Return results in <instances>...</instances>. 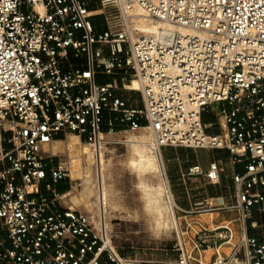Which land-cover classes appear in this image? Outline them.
Listing matches in <instances>:
<instances>
[{"label":"built area","instance_id":"built-area-1","mask_svg":"<svg viewBox=\"0 0 264 264\" xmlns=\"http://www.w3.org/2000/svg\"><path fill=\"white\" fill-rule=\"evenodd\" d=\"M138 15L184 30L140 33ZM121 129L226 153L190 168L209 184L234 168L190 208L173 195L183 217L218 218L186 220L191 245L180 235L163 264H264V0H0V264H127L62 203L71 170L45 149L69 133L101 146Z\"/></svg>","mask_w":264,"mask_h":264},{"label":"rangeland","instance_id":"rangeland-1","mask_svg":"<svg viewBox=\"0 0 264 264\" xmlns=\"http://www.w3.org/2000/svg\"><path fill=\"white\" fill-rule=\"evenodd\" d=\"M128 94L133 97L134 104H140L138 90ZM150 134L149 129L136 131L121 129L115 133L105 134L101 146L84 142L96 150L97 158L93 165L95 179L91 205L89 207L85 204L78 205L69 199L74 193H79L82 179L72 180V186L69 188L72 194L66 196L67 198H61L65 206L86 213L91 218L95 231L105 240L106 246L110 249L109 239L127 264H163L169 260L177 261L180 254L175 245L179 236H184L187 245L190 246L191 239L198 229L194 225L188 228L186 220L192 222L199 219L210 224L212 218H218L217 214L208 213L185 218L174 206V211L170 212L171 192L181 206L186 208L187 206L180 203L173 183L169 180L168 170H178L192 160H197L198 163H209L216 158H222L224 162L229 160L227 156H223L225 153L209 149L182 146L159 148L152 142ZM134 150L137 158L140 152L147 155L146 165L132 167L133 169L127 166L126 158ZM101 153L105 163V176L100 166ZM159 154L166 168L170 194L165 189V182L159 169ZM55 155L65 160L69 158L67 152ZM186 177H191L188 181L197 187L198 197H201L204 189L207 193L215 190L222 192L226 184L225 176L220 184H209L203 176ZM103 183L110 190L111 202L108 207L104 206L101 200ZM188 199L185 201L189 202ZM213 251L211 249L206 251L207 261L210 260Z\"/></svg>","mask_w":264,"mask_h":264},{"label":"bare ground","instance_id":"bare-ground-1","mask_svg":"<svg viewBox=\"0 0 264 264\" xmlns=\"http://www.w3.org/2000/svg\"><path fill=\"white\" fill-rule=\"evenodd\" d=\"M132 25L135 29L140 33H145L148 35L156 36L161 38L162 36H172L176 33V31L184 30L181 26L173 25L169 22H162V21H153L150 18L138 15L136 16L133 21ZM131 88L138 90L140 88V83L137 79H134L131 83ZM151 132V131H150ZM152 138V142L157 146L155 141V136L153 132L150 134ZM45 149L57 154V153H65L69 154V158L67 160L72 180L82 179V188L80 189L79 193H74L69 198L71 201L79 204H85V206L89 207L91 205V196L93 194L94 188V171L93 165L97 162L96 158V150L89 146V144L84 143V141L76 134V133H69L66 139H55L51 143L45 144ZM131 150V149H130ZM130 152V151H129ZM135 150L131 151L126 158V164L129 167H136V166H144L146 165L145 161H147V155L143 152L139 153V157L135 156ZM160 153V152H159ZM103 153L100 154V166L102 167V174L105 176V163L103 161V157L101 156ZM158 159L160 162V170L161 175L164 179V186L167 192L170 194L168 179L166 177L165 165L162 159L161 154L158 155ZM150 161V160H149ZM125 162V161H124ZM133 169V168H132ZM104 187H102V196L101 200L104 203V206L108 207L111 202V195L110 190L106 187L105 183ZM76 188V187H75ZM69 194H72L70 190L63 193L61 198H67ZM170 200V212H173V194L171 192ZM108 219V218H107ZM109 223V220H108ZM109 245L113 250L115 246L111 245V241L108 239ZM126 263V262H125Z\"/></svg>","mask_w":264,"mask_h":264},{"label":"crops","instance_id":"crops-1","mask_svg":"<svg viewBox=\"0 0 264 264\" xmlns=\"http://www.w3.org/2000/svg\"><path fill=\"white\" fill-rule=\"evenodd\" d=\"M204 121L206 123H210V122H214L216 121V117L211 114V113H205L204 114ZM214 131V130H213ZM215 131H218L217 129H215ZM223 156H227V154H223ZM228 158V156H227ZM211 162V161H210ZM209 163H198L197 160H192L190 163L185 164L183 167H179L178 170H168V177L170 182L173 183V187L175 188L176 194L179 196L180 199V203H182L183 205L187 206V208H190L192 206V197L198 195L197 193V187H194L190 184V182L188 181V179H191V177H186V175L190 176V168L193 167L196 164H200L202 166V168H204L205 170H207L209 168ZM234 169L232 166H228V172L226 174L223 175V177L225 176L226 178V183L229 182V180L227 179V175L229 172H231V170ZM237 169H241L240 166H237ZM166 171V168H165ZM168 180V182H169ZM57 188L59 190V192L63 193L66 192L69 188V184L67 182V180L61 181L57 184ZM46 191V190H44ZM204 193L202 195H209V196H217L219 194H221V191H211L210 193L206 192L205 189L203 191ZM201 194V193H199ZM188 199L189 202H186L185 199ZM182 199V200H181ZM194 199V198H193ZM186 208V207H184Z\"/></svg>","mask_w":264,"mask_h":264},{"label":"trees","instance_id":"trees-1","mask_svg":"<svg viewBox=\"0 0 264 264\" xmlns=\"http://www.w3.org/2000/svg\"><path fill=\"white\" fill-rule=\"evenodd\" d=\"M60 138H62V137H60Z\"/></svg>","mask_w":264,"mask_h":264}]
</instances>
